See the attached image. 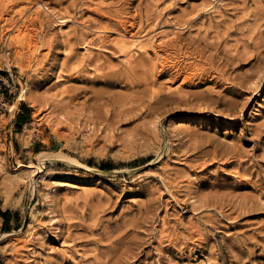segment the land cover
<instances>
[{
    "label": "rangeland",
    "instance_id": "rangeland-1",
    "mask_svg": "<svg viewBox=\"0 0 264 264\" xmlns=\"http://www.w3.org/2000/svg\"><path fill=\"white\" fill-rule=\"evenodd\" d=\"M31 1L0 0L34 96L0 116V264H264V0Z\"/></svg>",
    "mask_w": 264,
    "mask_h": 264
},
{
    "label": "bare ground",
    "instance_id": "bare-ground-1",
    "mask_svg": "<svg viewBox=\"0 0 264 264\" xmlns=\"http://www.w3.org/2000/svg\"><path fill=\"white\" fill-rule=\"evenodd\" d=\"M33 1L34 0H32L31 1V3H33ZM36 2V1H35ZM38 4H39V7L38 8H40V10H37L39 13L41 12V11H43V10H47V12L48 13H50V14H52L53 13V15H55L54 14V12L50 9V7L49 6H47V4L45 3V1H43V0H38ZM65 21H67L66 19H62L61 20V22H65ZM62 25H63V23H62ZM61 30H63V28L61 29ZM87 30V29H86ZM129 33H130V31H127V29H124V31H122L121 33H120V35H121V37H120V39H119V42H117L118 44H121V46L123 47V49H127V47L128 46H130L131 47V49L133 48V54H132V56H134L135 54L137 55L139 52H142V51H145V52H147L148 51V48H147V46H145L144 45V43H143V41H141V39H138L137 37H136V39H134L133 37L134 36H131V35H129ZM155 36V35H154ZM143 37V36H142ZM155 38L156 37H152L151 38V42L153 43V45L156 47V52L158 53L157 54V57L158 58H156V59H158V60H161V62H159V63H156L155 64V70H154V72L155 71H157V69L159 70V72H163L162 74H167V75H171L172 77H175V78H178V77H180V76H183V71H184V68L182 67V64H181V61H175V60H172L173 59V57H172V55H167L166 57H164V58H162L161 57V55H163V54H161L162 52H164V49H163V47H162V45H155ZM150 40V39H149ZM148 40V41H149ZM101 41H103L102 39H101ZM147 41V42H148ZM145 44H147L146 42H145ZM152 45V46H153ZM35 47H37V46H35ZM150 48V47H149ZM154 48V47H153ZM152 48V49H153ZM35 50H38V48H35ZM124 50V51H125ZM128 50V49H127ZM126 50V51H127ZM129 51V50H128ZM135 51V52H134ZM155 51V50H154ZM131 57V56H130ZM4 60H5V63L6 64H9V65H12V63H11V61H10V59H9V57H8V55H6V57L4 58ZM159 66V67H158ZM171 70H175V72L176 73H174V72H172L171 73ZM21 75H22V72H19ZM155 75V74H154ZM191 76V75H190ZM190 76L189 75H186L185 76V79L186 80H191V78H190ZM260 77H261V74H259V77H258V79H260ZM257 79V80H258ZM22 83H24L23 81H22ZM254 84H256L255 82H254ZM23 87L21 88V91H20V94H19V96H18V100H24V101H27V100H31V102L32 101H34V96H33V94H32V91H31V89H30V85L28 84V83H26V84H24V85H22ZM156 92V91H155ZM154 92V93H155ZM16 102H18V101H16ZM35 103V102H34ZM17 104V103H16ZM16 104H12V105H10V112H12V113H14L15 112V109H16V107L18 106V105H16ZM32 104V103H31ZM41 153V152H40ZM44 154V155H43ZM39 155V154H38ZM54 160H56L54 157H52L51 155H45V153H42V154H40V161H39V164H36V163H34V162H31L30 164H28V165H25V164H23V163H21L20 165H19V169H26L27 170V172H28V175L30 176V177H32V176H34L36 173H39V172H45V168H46V166H47V163H49V162H52V161H54ZM65 161L66 162H69V163H72V162H74V161H72V160H68V159H65ZM77 165H79V166H82V167H86V168H89L90 169V167H87L86 165H84V164H82V163H78V162H75ZM47 178H48V176H46L45 177V175L43 176V180H46L47 181ZM56 218H51V221L52 222H56ZM8 234H10V233H8ZM7 234V235H8Z\"/></svg>",
    "mask_w": 264,
    "mask_h": 264
},
{
    "label": "built area",
    "instance_id": "built-area-1",
    "mask_svg": "<svg viewBox=\"0 0 264 264\" xmlns=\"http://www.w3.org/2000/svg\"><path fill=\"white\" fill-rule=\"evenodd\" d=\"M6 54L10 57L11 52ZM21 91V82L14 65L6 64L0 68V116L8 109L10 98Z\"/></svg>",
    "mask_w": 264,
    "mask_h": 264
},
{
    "label": "trees",
    "instance_id": "trees-1",
    "mask_svg": "<svg viewBox=\"0 0 264 264\" xmlns=\"http://www.w3.org/2000/svg\"><path fill=\"white\" fill-rule=\"evenodd\" d=\"M31 114H32V109L26 104V103H23L21 105V111L19 112V115H18V125L19 127L23 126L24 124H26L27 122L30 121V118H31ZM100 168L104 171H110V170H113L114 169V165L110 162H103L101 165H100ZM16 216L19 217V212H15L13 213L12 211L10 210H7V211H3L0 207V217L3 218L4 220V230L6 231H10L11 230V219L12 217Z\"/></svg>",
    "mask_w": 264,
    "mask_h": 264
},
{
    "label": "crops",
    "instance_id": "crops-1",
    "mask_svg": "<svg viewBox=\"0 0 264 264\" xmlns=\"http://www.w3.org/2000/svg\"><path fill=\"white\" fill-rule=\"evenodd\" d=\"M21 111V109H19V112Z\"/></svg>",
    "mask_w": 264,
    "mask_h": 264
}]
</instances>
